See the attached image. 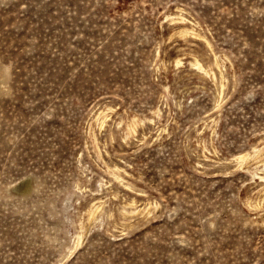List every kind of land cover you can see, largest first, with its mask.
Here are the masks:
<instances>
[{
    "label": "rangeland",
    "instance_id": "1",
    "mask_svg": "<svg viewBox=\"0 0 264 264\" xmlns=\"http://www.w3.org/2000/svg\"><path fill=\"white\" fill-rule=\"evenodd\" d=\"M256 149L264 0H0V264H264Z\"/></svg>",
    "mask_w": 264,
    "mask_h": 264
},
{
    "label": "bare ground",
    "instance_id": "2",
    "mask_svg": "<svg viewBox=\"0 0 264 264\" xmlns=\"http://www.w3.org/2000/svg\"><path fill=\"white\" fill-rule=\"evenodd\" d=\"M181 29V28H180ZM189 29L188 28H185L184 27V29L182 30V32L184 33V34H188L189 33ZM189 54V53H188ZM219 54V53H218ZM180 60V59H179ZM219 60H220V58L218 59H216V61L217 62H219ZM196 64L199 66V67H203V65L200 63V61H196ZM221 74V73H220ZM136 118H138V117H136ZM142 120V119H141ZM135 121V120H134ZM131 122H133V121H131ZM134 126H135V123H132V125H131V127L132 128H134ZM208 128V127H207ZM98 146V145H97ZM263 147V146H262ZM257 148V147H256ZM264 151V150H263ZM262 151V149H256L255 150V153H252V152H246V153H241V154H239L238 155V159H239V161H241L242 163H250V162H252L253 160H262V159H264V152ZM247 165V164H246ZM117 168V167H116ZM117 169H119V168H117ZM116 171V170H115ZM116 173H117V171H116ZM257 174V173H256ZM262 178H264V174L261 176ZM264 186V185H263ZM264 189V188H263ZM261 190H262V188H261ZM263 191V190H262ZM261 194V193H260ZM264 196V195H263ZM262 196V197H263ZM261 197V196H260ZM256 198H258V197H256ZM256 198L254 199V201L256 200ZM263 199V198H262ZM97 200V199H96ZM260 201V200H259ZM258 202V201H257ZM98 209H99V205H97L96 206V208L93 210L92 209V213H91V215L89 216V218H90V221H92V220H94V219H96V216L98 215L97 214V212H98ZM100 210V209H99ZM126 211V210H125ZM91 212V211H90ZM101 214V213H100ZM125 220V219H124ZM129 220V219H128ZM126 222V221H125ZM89 232V231H88Z\"/></svg>",
    "mask_w": 264,
    "mask_h": 264
}]
</instances>
